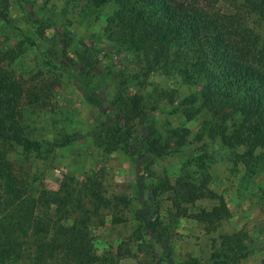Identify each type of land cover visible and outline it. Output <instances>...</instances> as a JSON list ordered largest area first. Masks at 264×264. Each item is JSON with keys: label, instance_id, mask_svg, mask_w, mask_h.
<instances>
[{"label": "rangeland", "instance_id": "374dc122", "mask_svg": "<svg viewBox=\"0 0 264 264\" xmlns=\"http://www.w3.org/2000/svg\"><path fill=\"white\" fill-rule=\"evenodd\" d=\"M195 1L208 12L233 14L224 0ZM115 8L96 6L91 0H0V80L16 87L22 135L42 144L39 151L26 152L0 139V159L4 154L11 162L17 186L35 199L34 213L42 221H85L93 264H194L192 258L200 264L225 234L236 237L230 246L240 257L229 264H264V137L254 142L244 130L240 143H222L212 131L224 125L221 114L225 132L232 135L242 130L239 113L227 106L216 115L203 107L200 90L206 77H192L194 68H188L192 79H184L164 61H153L154 48L148 53L128 50L116 33ZM239 16L236 31L255 39L244 48L264 69V25L254 16L245 18L242 11ZM232 40L239 46L245 42L242 35ZM54 53L77 66L78 78L91 89L88 95L58 69ZM134 94L141 113L134 117L130 133H122L131 157L103 124L121 125L113 102ZM170 127L187 128L186 142L161 155L147 152V140L162 143ZM236 140L233 134L231 142ZM165 178L172 184L177 179L193 182L203 192L211 189L227 206L219 219L199 221L196 215L216 206V198L177 201V208L170 191L158 193L164 224L178 210L186 211L169 238L170 255L142 228L152 208L149 189ZM58 190L63 205L51 202ZM139 238L156 257L141 255ZM17 239L18 255L0 264L68 262L62 252L53 259L38 256L35 244L45 235L29 230Z\"/></svg>", "mask_w": 264, "mask_h": 264}, {"label": "trees", "instance_id": "16d2710c", "mask_svg": "<svg viewBox=\"0 0 264 264\" xmlns=\"http://www.w3.org/2000/svg\"><path fill=\"white\" fill-rule=\"evenodd\" d=\"M91 1L96 6L106 4L116 6V33L120 42L128 50L148 53L151 48H154L155 63L164 61L169 70L178 72L184 79L190 80L192 77L201 75L206 77V82L200 90L201 105L216 115L230 106L242 117V130L236 129L231 135L225 132L226 118L221 114L224 125L217 124L216 130L212 131L219 135L222 143L228 147L233 146L234 143H240L244 139L242 137L244 130L247 135H253L254 142L257 136L264 137V69L250 59L248 56L250 49L244 48V46H252L255 39L251 37L250 40V33L245 37L243 32L236 31V25H240V11L245 18L254 16L259 24L264 25V0L240 2L224 0L230 3L233 9V14L230 15L208 12L195 0ZM237 35H242L244 45L239 46L238 43L233 42L232 38ZM54 59L58 63V69L73 77L80 90L86 95L91 92L87 82L78 78L76 65L65 62L57 53H54ZM147 60L149 61V58ZM189 66L194 68L192 77L188 74ZM15 90L16 87L11 82L5 83L2 79L0 80V95L5 96L4 98L0 96V139L6 142L12 141L26 152L39 151L42 147L40 142L22 135V123L19 121L21 115L16 110ZM113 103L120 114L122 124L103 125L113 137L114 142L119 143L122 149L133 157L122 133L123 130L126 134L130 133L134 117L141 113L139 97L135 94L127 98L118 97ZM233 134L237 137L235 142H231ZM188 135L189 130L185 127H170L165 131L162 143H150L147 140V152L161 155L166 151L177 149L186 142ZM1 156L0 262L18 255L20 241L17 238L28 235L30 230L33 235H45L44 241L39 240L35 244L40 258L53 259L62 252L63 259L68 261L67 264H93V248L85 221L74 219L70 224L58 219L42 221L34 213L35 199L28 196L22 186H17L11 162L4 154ZM147 168L148 166H145L146 170ZM204 190L205 192L199 191L198 186L193 182L177 179L172 184L166 178L150 187L149 203L152 208L142 228L148 239L158 238L161 241V248L165 255L171 253L169 238L178 218L186 211L178 210L174 219L164 224L159 213L157 194L170 191L172 201L177 208L180 205L177 201L188 203L203 195L216 198L218 204L209 211L201 209L196 219L199 221L219 219L221 214L227 213L223 196L208 188ZM58 192L59 190L54 192L56 196L51 202L56 204L60 202L63 205L65 201H59ZM65 197H67L66 194ZM58 207L61 211V206ZM137 217L141 218L140 215ZM139 239L138 248L141 255L156 257L153 248L147 246L144 239ZM233 241L236 243V237L233 234H225L219 246L200 264H229L240 259L237 257V249L230 246ZM163 258L164 255L159 256L158 261ZM192 260L194 264H199L196 258Z\"/></svg>", "mask_w": 264, "mask_h": 264}]
</instances>
